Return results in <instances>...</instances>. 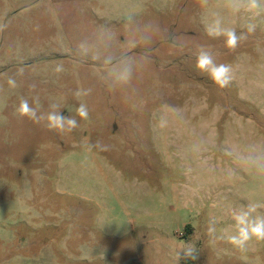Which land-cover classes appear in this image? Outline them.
<instances>
[{"label":"rangeland","instance_id":"rangeland-1","mask_svg":"<svg viewBox=\"0 0 264 264\" xmlns=\"http://www.w3.org/2000/svg\"><path fill=\"white\" fill-rule=\"evenodd\" d=\"M213 19L246 38L229 49L207 34ZM201 46L231 67L228 87L195 68ZM22 96L78 127L18 116ZM97 141L107 150L86 147ZM261 151L264 12L225 0H0V264H177L184 242L198 258L179 264H264V241H227L233 212L264 205V176L243 160Z\"/></svg>","mask_w":264,"mask_h":264},{"label":"clouds","instance_id":"clouds-1","mask_svg":"<svg viewBox=\"0 0 264 264\" xmlns=\"http://www.w3.org/2000/svg\"><path fill=\"white\" fill-rule=\"evenodd\" d=\"M198 4L204 7L208 4V0H198ZM225 4L230 12L240 13L241 11L253 12L256 11L264 12V0H225ZM207 34L213 38L223 36L225 45L229 49H235L239 41L246 38L245 33H237L234 28H226L221 25L219 20L213 19L211 23L205 26ZM248 32L255 31V24L249 23L247 26ZM195 68L201 72L206 73L209 78L219 87H228L233 79L232 69L227 64H217L211 52L204 46H201L197 55ZM64 71L63 65L57 64L54 68V72L61 73ZM129 72L127 70L121 73V79L127 80L129 78ZM8 85L11 88L18 87L17 81L14 77H9L7 80ZM35 87L34 85L32 86ZM87 94V93H85ZM73 95L77 98L81 96V91L77 89ZM34 102L39 107V98H34ZM53 109H58L59 105H52ZM37 108L32 107L29 104L28 99L20 97L19 105L16 107L15 112L20 117H26L34 123L41 121L47 122L49 130H55L57 132H71L78 127L77 119L72 115H64L59 110L49 111L45 116L37 115ZM76 115L81 120H87L89 118L88 107L85 103H79L76 107ZM166 120L161 117L159 120V126L164 127ZM86 147L91 150L93 147L106 151L107 146L97 141L95 144L88 143ZM245 163L255 168L258 175L264 176V151L259 152L255 155H249L243 157ZM264 207L259 203L248 204V210L245 212H233L232 218L235 222V232L231 235H227V241L231 243L235 248L243 251L246 249L248 242L255 238L257 241H264V215L253 216L252 213L257 212L258 209ZM216 221L209 220L208 231L213 235L214 238L224 239V235L219 237L215 236ZM182 247L176 254L177 264L181 259L185 260H196L198 258V251L195 245L190 242H184Z\"/></svg>","mask_w":264,"mask_h":264}]
</instances>
